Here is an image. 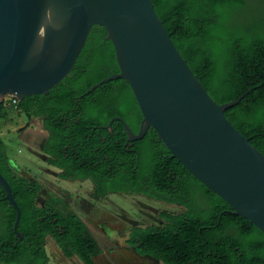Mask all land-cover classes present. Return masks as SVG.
<instances>
[{
  "label": "trees",
  "instance_id": "trees-1",
  "mask_svg": "<svg viewBox=\"0 0 264 264\" xmlns=\"http://www.w3.org/2000/svg\"><path fill=\"white\" fill-rule=\"evenodd\" d=\"M151 2L173 45L217 104L246 94L223 114L264 155V0ZM105 37L103 27L92 26L68 75L46 94L17 103L16 110L39 119L47 133L39 147L46 164L61 170V180L89 179L93 199L128 193L180 206L179 213H159L161 226L132 229L128 244L139 255L164 264H264V234L172 158L153 129L127 141L119 120L100 128L119 117L136 133L142 118L123 79L86 94L118 73ZM3 110L0 104V115ZM0 173L20 211L16 231L21 234L19 240L13 231L16 210L0 186V264H48L47 236L64 257L96 264L101 248L83 221L59 197L41 207V183L14 172L1 139Z\"/></svg>",
  "mask_w": 264,
  "mask_h": 264
},
{
  "label": "water",
  "instance_id": "water-1",
  "mask_svg": "<svg viewBox=\"0 0 264 264\" xmlns=\"http://www.w3.org/2000/svg\"><path fill=\"white\" fill-rule=\"evenodd\" d=\"M95 25L106 31L118 73L86 94L123 79L142 117L136 133L119 117L100 128L119 120L127 141L153 129L172 158L264 234V155L223 114L246 94L217 104L173 45L151 0H0V104L5 96L19 102L55 87ZM0 186L16 210L13 231L20 240V211L1 173ZM127 238L121 245L129 247Z\"/></svg>",
  "mask_w": 264,
  "mask_h": 264
},
{
  "label": "rangeland",
  "instance_id": "rangeland-1",
  "mask_svg": "<svg viewBox=\"0 0 264 264\" xmlns=\"http://www.w3.org/2000/svg\"><path fill=\"white\" fill-rule=\"evenodd\" d=\"M46 132L37 118H28L11 106L4 107L0 115V139L5 145L14 172L28 179H36L42 185L37 202L54 194L70 201V207L84 222L98 242L102 253L96 264H156L121 245L120 239L134 227L161 226L159 213H179L180 206L166 204L142 195L110 193L102 200L90 197V180H59L57 168L46 164L40 152ZM113 235L115 237H113ZM45 252L48 264H82L76 257L65 258L51 239H46Z\"/></svg>",
  "mask_w": 264,
  "mask_h": 264
},
{
  "label": "flooded vegetation",
  "instance_id": "flooded-vegetation-1",
  "mask_svg": "<svg viewBox=\"0 0 264 264\" xmlns=\"http://www.w3.org/2000/svg\"><path fill=\"white\" fill-rule=\"evenodd\" d=\"M102 44L104 45V43H102ZM100 51H102V49H101ZM115 87H117L119 90H120V88H123V86H122L121 84L119 85V87H118V85H116ZM113 91H114V90H113ZM41 127H42V123H41ZM43 130H44V129H43ZM44 131H45V130H44ZM45 132H46V131H45ZM46 136H47V133H46ZM45 139H46V137L44 138V140H45ZM44 140H43V141H44ZM43 141H42V142H43ZM42 142H41V143H42ZM44 160H46V156L44 157ZM57 170H58V171H57L56 176H57V178H58V173H59L61 170L58 169V168H57ZM132 171H133V170H132ZM58 179H59V178H58ZM59 180H61V179H59ZM66 180H72V179H66ZM86 180H89V179H86ZM76 181H83V180H76ZM91 183H92V182H91ZM92 190H93V183H92ZM91 193H92V192H91ZM91 193H90V197H91ZM54 196H55V197H59V198L62 200V204L68 206V207L72 210V208L70 207V203H69L70 201H65V199H64L61 195H59V194H57V195L54 194V195L49 196L48 198H50V197H54ZM106 196H107V195H106ZM106 196H105V197H106ZM105 197H104V198H105ZM48 198H47V199H48ZM91 198H92V197H91ZM92 199H93V198H92ZM45 200H46V199H45ZM45 200H44L43 203H41V204H39L38 202H37V203H38L41 207H43L44 204H45ZM93 200H97V201H99V200H102V199H93ZM158 201H159V200H158ZM162 202H163V201H162ZM164 203H165V202H164ZM166 204H167V203H166ZM176 206H177V205H176ZM72 211H73V210H72ZM73 212H74V211H73ZM74 213H75V212H74ZM75 214H76V213H75ZM78 217H79V216H78ZM83 223H84V222H83ZM134 228H135V227H134ZM131 231H132V229H131ZM131 231L128 233V238L126 239V243H127V244H128V240H129V236H130ZM89 232H90V231H89ZM91 235H92V234H91ZM126 236H127V235H126ZM126 236H125V237H126ZM113 237H115V236L113 235ZM48 238L51 239L49 236H47L46 239H48ZM94 239H95V238H94ZM51 240H52V239H51ZM95 240H96V239H95ZM52 241H53V240H52ZM53 242H54V241H53ZM97 243H98V242H97ZM128 246H129L130 250H132V251H134V252L136 253L135 248H134L132 245L128 244ZM101 253H102V250H101ZM101 253H100V254H101ZM100 254H99V255H100ZM136 254H137V253H136ZM99 255H98V256H99ZM138 255H139V254H138ZM140 256H142V255H140ZM96 257H97V256H96ZM96 257H95V258H96ZM143 257L146 258V257H148V256H143ZM65 258H66V257H65ZM70 258H72V257H70ZM152 261H153V260H152ZM153 262H154V261H153ZM154 263H156V262H154ZM152 264H153V263H152ZM156 264H162V262L159 261V262H157Z\"/></svg>",
  "mask_w": 264,
  "mask_h": 264
},
{
  "label": "built area",
  "instance_id": "built-area-1",
  "mask_svg": "<svg viewBox=\"0 0 264 264\" xmlns=\"http://www.w3.org/2000/svg\"><path fill=\"white\" fill-rule=\"evenodd\" d=\"M17 103H18L17 99L15 97H13V96H5L3 98L4 107L11 106L14 109H16Z\"/></svg>",
  "mask_w": 264,
  "mask_h": 264
},
{
  "label": "crops",
  "instance_id": "crops-1",
  "mask_svg": "<svg viewBox=\"0 0 264 264\" xmlns=\"http://www.w3.org/2000/svg\"><path fill=\"white\" fill-rule=\"evenodd\" d=\"M57 174V173H56Z\"/></svg>",
  "mask_w": 264,
  "mask_h": 264
}]
</instances>
